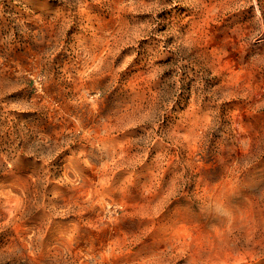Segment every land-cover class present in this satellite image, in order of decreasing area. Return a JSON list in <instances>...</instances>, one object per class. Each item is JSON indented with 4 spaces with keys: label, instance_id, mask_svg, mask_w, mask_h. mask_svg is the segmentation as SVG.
Listing matches in <instances>:
<instances>
[{
    "label": "rangeland",
    "instance_id": "rangeland-1",
    "mask_svg": "<svg viewBox=\"0 0 264 264\" xmlns=\"http://www.w3.org/2000/svg\"><path fill=\"white\" fill-rule=\"evenodd\" d=\"M0 264H264V0H0Z\"/></svg>",
    "mask_w": 264,
    "mask_h": 264
}]
</instances>
